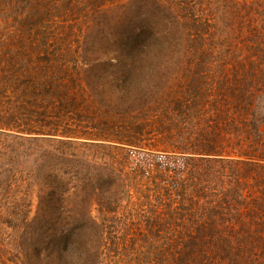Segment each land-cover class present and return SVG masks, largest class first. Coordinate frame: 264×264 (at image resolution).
<instances>
[{
  "label": "trees",
  "instance_id": "obj_1",
  "mask_svg": "<svg viewBox=\"0 0 264 264\" xmlns=\"http://www.w3.org/2000/svg\"><path fill=\"white\" fill-rule=\"evenodd\" d=\"M56 1L0 0V102L13 97V87L23 84L22 79L32 83L26 75L38 69L41 76L31 88V100L42 111L38 119L51 109H63L75 113L82 130L95 132L109 145H133L131 138L152 134L171 152L190 160V164L174 168V173L184 176V183L159 187L151 208L138 222L113 236L117 243L108 247L105 264L234 263L228 259L229 248L261 240L264 209L259 213L252 210L243 219L234 214L233 205L238 201L231 191L254 178V162L263 164L259 166L263 174L264 158L255 156L257 150L248 151L252 144L249 125L241 121L227 128L229 119L235 117H220L218 108L224 107L231 115L235 110L248 111L254 106L255 89L251 85L248 92L244 85H230L221 70L216 73L217 59L212 57L217 46L211 35H201L200 47L193 50L174 35L171 22L162 24L160 20L152 29V16L162 8L169 10L170 1L164 8L160 0H111L103 9L106 0ZM62 12H72L74 19L83 15L96 26H104L108 30L105 41L116 46L113 55L108 57L107 51L103 58L90 59L96 42L90 47L84 40L81 72L68 75L70 67H49L59 51L68 54V49L62 48L65 42L55 33L72 28ZM84 24L79 28L88 30ZM77 60H71L75 68ZM172 66L179 68L177 77L170 72ZM61 70L65 72L61 74ZM72 79L73 85L68 87L66 83ZM12 104L14 113L5 119L0 116L1 131L28 115L22 104ZM232 128L248 135L232 134ZM263 130L253 129L256 139L264 140ZM246 165L247 170L253 166L251 172L246 171ZM246 197L241 194L239 200ZM250 226H255L252 235L247 233ZM70 232L47 247L49 262L73 264L82 256V244L74 239V230Z\"/></svg>",
  "mask_w": 264,
  "mask_h": 264
},
{
  "label": "rangeland",
  "instance_id": "obj_2",
  "mask_svg": "<svg viewBox=\"0 0 264 264\" xmlns=\"http://www.w3.org/2000/svg\"><path fill=\"white\" fill-rule=\"evenodd\" d=\"M107 1L111 0H106L101 9ZM160 1L164 8L170 1V9L158 10L155 17L152 14V29L160 20L162 24L171 22L174 35L193 50L200 47L201 35H211L210 39L217 46L213 47L212 57L213 61L217 59L216 73L221 70L230 85H244L248 92L251 85L255 89L253 108L245 112L233 110L236 113L231 115L220 106L218 110L223 113L218 114L225 119H229L227 115L235 117L234 121L231 118L226 123L227 128H231V123L246 122L252 140L248 151L257 150L255 156L264 158V140L256 139L253 131L264 129V0ZM55 3L58 4V0ZM62 13L72 28L55 33L65 42L62 48L68 49V54L63 56L62 50L59 51L58 58L52 59L49 67L55 64L60 68L62 65L70 67L68 75L81 72L84 40H88L90 47L91 42H96L91 47L93 53L88 55L90 59L103 58L107 51L108 57L113 55L111 51L116 46L105 41L108 30L104 26H96L83 15L74 19L72 12ZM82 22L88 30L85 26L79 28ZM36 41L38 43V39ZM74 59H78L76 68L71 62ZM178 69L170 67L171 74L177 77ZM64 72L61 70V74ZM26 76L32 83L22 79L23 84L13 87L16 91L13 97L0 102V107L4 108L0 109V116L4 119L14 113L12 103L22 104L23 110L28 112L26 118L0 130V264H56L46 258L47 247L69 235L70 230H74V239L82 244L81 251L84 250L73 264H105L108 247L117 243L113 236L123 234L124 226L130 229L138 222L141 214L151 208L159 187L184 183V176L174 173V168L176 164L180 167L190 164V160L184 154L171 152L169 146L158 142L152 134L131 138L129 142L133 145H109L102 138L98 139L95 132L82 130L77 126L75 113L63 109H51L46 117L42 114L38 119L42 111L36 107L37 102L31 100V88L41 73L32 69ZM71 83L73 85V79L66 85L69 87ZM220 97L222 100L224 95ZM231 132L241 137L245 134L236 128ZM257 162L253 165L256 173L250 170L253 166L248 170L247 165L244 167L254 178L231 191L238 201L233 205L234 214L243 219L251 215L252 210L259 213L264 209V172L259 171L263 164L257 165ZM241 194L247 196L245 201L239 200ZM254 227L247 230L249 235ZM262 233L259 243L233 245L228 249L232 264H264V231ZM220 263L218 260L216 264Z\"/></svg>",
  "mask_w": 264,
  "mask_h": 264
}]
</instances>
